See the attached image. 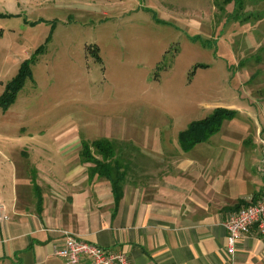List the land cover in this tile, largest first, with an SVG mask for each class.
I'll list each match as a JSON object with an SVG mask.
<instances>
[{"label": "rangeland", "instance_id": "374dc122", "mask_svg": "<svg viewBox=\"0 0 264 264\" xmlns=\"http://www.w3.org/2000/svg\"><path fill=\"white\" fill-rule=\"evenodd\" d=\"M0 28V95L30 69L0 104V190L37 182V162L74 165L82 141L94 152L100 138L124 179H148L140 165L174 154L258 166L264 0H0ZM215 108L234 114L183 149L179 133Z\"/></svg>", "mask_w": 264, "mask_h": 264}, {"label": "crops", "instance_id": "0c3cea01", "mask_svg": "<svg viewBox=\"0 0 264 264\" xmlns=\"http://www.w3.org/2000/svg\"><path fill=\"white\" fill-rule=\"evenodd\" d=\"M236 146L240 155L239 140ZM36 164L37 182L14 179L0 190V264H92L84 255L70 263L55 254L64 231L122 250L129 264H264V241L254 227L228 254L222 224L261 194L257 167L174 154L140 165L149 178L125 177L116 197L109 179L90 177L87 163Z\"/></svg>", "mask_w": 264, "mask_h": 264}, {"label": "trees", "instance_id": "16d2710c", "mask_svg": "<svg viewBox=\"0 0 264 264\" xmlns=\"http://www.w3.org/2000/svg\"><path fill=\"white\" fill-rule=\"evenodd\" d=\"M229 0H221V4H225ZM2 30L0 28V35ZM30 74V69L26 63H24L17 75L10 81H8L6 89L0 95V104L7 106L9 103L14 101L15 96L19 88L22 86L25 76ZM234 114L232 110L215 108L214 111L207 115L205 118L191 122L186 129L179 133L180 145L183 149H189L199 142H203L209 139L211 135L217 132L225 119L231 118ZM89 143L82 141L80 149V158L83 162H93V166L88 168L90 177L97 174L101 177L109 179L111 182V188L116 197L121 193L122 182L124 180V163L121 165L119 156L115 154L114 142L100 138L92 140L91 147L94 152H91L88 146ZM95 155L101 158H96ZM116 157V158H115ZM256 199L251 198L250 201L235 207V210L247 206L253 203Z\"/></svg>", "mask_w": 264, "mask_h": 264}, {"label": "built area", "instance_id": "2783aa9c", "mask_svg": "<svg viewBox=\"0 0 264 264\" xmlns=\"http://www.w3.org/2000/svg\"><path fill=\"white\" fill-rule=\"evenodd\" d=\"M260 144L262 148L257 168L263 180L262 192L253 203L228 213L222 222L226 230L228 254L234 253L239 240L252 227L264 241V139L260 140ZM63 233L65 234L64 243L55 250V254L70 263L77 262L84 255L92 264H129L127 255L122 250L104 248L75 237L67 231Z\"/></svg>", "mask_w": 264, "mask_h": 264}]
</instances>
